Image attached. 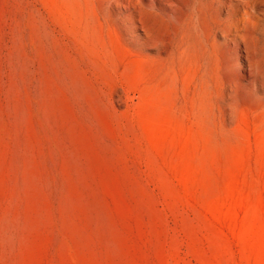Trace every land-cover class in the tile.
Masks as SVG:
<instances>
[{"label": "rangeland", "instance_id": "obj_1", "mask_svg": "<svg viewBox=\"0 0 264 264\" xmlns=\"http://www.w3.org/2000/svg\"><path fill=\"white\" fill-rule=\"evenodd\" d=\"M140 3L0 0V264H264V88Z\"/></svg>", "mask_w": 264, "mask_h": 264}, {"label": "bare ground", "instance_id": "obj_2", "mask_svg": "<svg viewBox=\"0 0 264 264\" xmlns=\"http://www.w3.org/2000/svg\"><path fill=\"white\" fill-rule=\"evenodd\" d=\"M120 1L130 12V24L144 20L140 0ZM192 1L168 0L174 14L168 21L174 24L183 18L185 22L178 59L181 69L194 74L191 85L202 75L207 86L218 88L224 98L229 89L227 77L237 66L240 71L248 69L264 88V0H195L196 6L190 10Z\"/></svg>", "mask_w": 264, "mask_h": 264}]
</instances>
